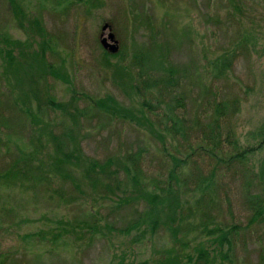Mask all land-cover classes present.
<instances>
[{
	"label": "rangeland",
	"instance_id": "rangeland-1",
	"mask_svg": "<svg viewBox=\"0 0 264 264\" xmlns=\"http://www.w3.org/2000/svg\"><path fill=\"white\" fill-rule=\"evenodd\" d=\"M17 1L26 14L41 20L45 33L34 36L32 45L8 0H0V36L19 41L27 51L13 71H7L0 59V97L11 102L29 96L28 76L38 65L31 56L41 46L46 48L47 64L60 76H43L33 86L43 102L32 101L28 112L38 125L31 124L34 117L29 115L21 132L2 133L0 170L3 156L11 165L29 156L37 141L46 147L39 158L49 160L54 153L52 136L64 138L72 130L75 133L67 137L74 136L84 155L99 162L123 161L126 153L141 151L144 179L149 190L160 194L175 160L187 163L180 180L194 173L209 178L216 164L197 151L201 142L197 129L212 127L219 119L218 107H226L220 126L224 143L229 129L243 148L257 147L264 139V0ZM105 24L119 42L116 54L101 45ZM224 59L230 65L222 67ZM171 70L174 83L167 88L159 82ZM47 94L70 104L72 113L78 110L76 125L70 116L44 104ZM142 96L156 110L141 108ZM178 96L185 99L180 108L173 103ZM109 98L117 102L121 110L117 114L100 106ZM125 111L133 116L125 117ZM1 112L10 121L19 114L12 107ZM174 124L178 131L172 129ZM223 148L232 152L230 144ZM263 161L264 146L248 157V179L242 178L240 167L223 165L213 182L202 184L218 222L240 227L228 260L217 258L218 263L264 264V222L251 223L252 213L244 202L249 188L253 195L264 196ZM37 170L11 183L0 181V264H161L177 254L184 257L200 242L208 243L195 228L200 225L199 214L188 212L202 194L193 180L186 189L179 185L180 208L174 215L181 227L174 239L162 226L154 234L146 226L142 232H125L139 214L146 213L143 205L119 207L111 200H95V193L83 187V195L57 176L45 182L43 170ZM89 211L101 212L99 231L80 232L84 228L78 227L54 241L60 222L81 227Z\"/></svg>",
	"mask_w": 264,
	"mask_h": 264
},
{
	"label": "trees",
	"instance_id": "trees-1",
	"mask_svg": "<svg viewBox=\"0 0 264 264\" xmlns=\"http://www.w3.org/2000/svg\"><path fill=\"white\" fill-rule=\"evenodd\" d=\"M11 5L14 16L17 21V24L24 29L28 30V34L31 36L32 45H35L34 36L40 35L44 36L45 29L43 23L40 19L35 18L34 16H29L25 13L24 9L20 6L17 0H8ZM22 45L17 40H13L8 35L0 36V59L4 64V68L7 71H13L20 59L25 57L27 51L25 52ZM20 47L18 55L15 54V50ZM31 61L37 63V68L32 69L33 76L26 74L30 81V94H25L24 97H17L15 100L7 101L0 97V105L2 106L1 111H8L9 108H13L17 111V115H14V119L10 121L1 111H0V149L4 146V141L1 139L3 137V132H9V135L14 133V131L21 132L22 124L24 123V117L27 120L29 115L34 117L31 121V124L38 125L39 122L36 120V117L29 113V104L32 101H38V104H42V99L39 96V89L34 88L33 86L37 83L38 79H41L43 76L53 75L54 77L59 78V73L49 66L46 62V48L41 46L40 51H34L31 56ZM218 62V61H217ZM216 62V65H217ZM230 65L225 59L221 61V66L226 67ZM15 72V71H14ZM120 76L127 77L128 80L132 81L133 77L129 73L126 75L124 71H116ZM6 74V72L4 71ZM30 74V72H29ZM34 74H39L37 78L34 77ZM160 84L167 86V88L172 87L174 83L173 71H170V74L161 79ZM128 82V81H127ZM156 81L153 82L155 85ZM131 88H134L131 84ZM139 91V87L136 88ZM141 96V93L139 94ZM184 97L178 96L173 99L179 108L184 105ZM141 108L147 110L149 113L156 110L153 105L149 103L144 96H142ZM44 104L50 107L54 111L62 112L65 115H68L72 118L74 125L77 123L76 113L78 110H75L74 113L70 111V104L58 102L53 95L47 94V100L44 101ZM111 104V105H109ZM100 106L107 111H110L112 114H117L121 111L117 107V102L112 98H109L108 101H102ZM217 117L218 120H215L212 127L202 126L197 129L200 137V146L197 147V151L205 153L210 161L214 163V167L209 174V178H204L200 174H193L190 178L183 177L180 180L181 173H183L184 168L187 167L186 161L180 159L175 160L174 168L168 175L167 185L164 182L163 187H160L161 193L159 194L156 189L155 191L149 190L150 185L144 179V172L142 169V158L143 154L141 151L138 153H126L124 155V160L119 158H109L104 162H99L97 160L91 159L84 155L82 151L81 144L75 140L74 136L70 138L67 137L68 133H75L72 130L66 133L63 137L52 136L53 149L54 153L49 157V160L44 161L41 152L46 149V147L38 142V145L34 151L29 155L22 157L19 161H14L13 164H6V159L2 157L4 168L0 170V181H7V183L17 180L18 176L26 177L28 173H31L34 169L40 171L44 175L41 176L45 182L50 180L52 176H57L64 181L71 182L77 191L81 194L83 192V187L95 193L98 197L95 199L102 198L103 200H111L117 206H130L133 204L143 205L146 213L143 212L139 214L136 220L126 228L125 232L140 231V229L146 226L147 231L151 234H154L159 227H165L171 233L174 239H178V228L181 227V223L177 226L175 223L178 221L176 218L175 211L176 208L179 209V191L181 187L180 183H183L184 188L191 184L193 181L196 185V191H202L199 199L194 202V206L188 212L191 214H199L200 222L198 227H195L201 233V237L204 236L205 239H208V243L200 242L192 250L191 253L185 254L184 257L179 256L178 254L174 259H169L168 264H226L225 261L218 263L217 258H222L228 260L229 253L232 249V239L234 235H238L240 227L236 225L227 226L223 223H219L217 217L212 212L210 204H213V200L210 201V195L207 192V188L202 187V184L206 182H213V178L216 177V173H219L223 170V165L226 169H229L236 165L235 167H240V175L248 179L247 176V163L248 157L254 154L256 151L260 150L264 146V139L257 146L251 147H242L239 145L238 141L235 139L234 135L230 133V129L227 131L225 143L230 144L232 147V152L227 153L223 148L220 126L222 122V114L226 112V107L221 106L217 108ZM125 117H132V113L125 111ZM144 117V116H143ZM172 129H176L175 124L172 126ZM228 128V127H227ZM4 134V133H3ZM74 137V138H73ZM208 143H211L212 146H209ZM38 162L37 166H34L35 162ZM262 179L264 181V161L262 164ZM239 173V172H238ZM191 180V181H189ZM193 180V181H192ZM251 181V179H249ZM264 183V182H263ZM251 184V183H247ZM252 186V185H251ZM156 187V186H155ZM186 189V188H185ZM205 190V191H204ZM203 199V200H202ZM206 199L208 201H206ZM245 205L247 209L252 213L250 219L251 223H262L264 222V196L261 194H252L250 188L246 192V197L244 198ZM206 202V203H205ZM189 204V203H188ZM187 204V205H188ZM196 208V209H195ZM194 209V210H193ZM186 208L184 211L186 212ZM198 212H197V211ZM194 212V213H192ZM100 211H89L87 221L84 222L83 226L73 225L72 223L60 222L61 226L58 227V232L54 236V241L70 236L73 232H76V228H84L79 230L80 232L88 231H99L100 226L97 224ZM181 213V212H180ZM183 213V210H182ZM76 226V227H75ZM43 237L44 235L39 234ZM38 237V236H37ZM35 236V238H37ZM208 245V246H207ZM179 261V262H178ZM167 262H161V264H167Z\"/></svg>",
	"mask_w": 264,
	"mask_h": 264
},
{
	"label": "water",
	"instance_id": "water-1",
	"mask_svg": "<svg viewBox=\"0 0 264 264\" xmlns=\"http://www.w3.org/2000/svg\"><path fill=\"white\" fill-rule=\"evenodd\" d=\"M103 34L101 36V45L102 47L109 51L111 54H116L119 51V42L116 39V35L114 34L111 26L109 24H105L103 26ZM106 32L107 35H106Z\"/></svg>",
	"mask_w": 264,
	"mask_h": 264
},
{
	"label": "flooded vegetation",
	"instance_id": "flooded-vegetation-1",
	"mask_svg": "<svg viewBox=\"0 0 264 264\" xmlns=\"http://www.w3.org/2000/svg\"><path fill=\"white\" fill-rule=\"evenodd\" d=\"M117 39V38H116Z\"/></svg>",
	"mask_w": 264,
	"mask_h": 264
}]
</instances>
